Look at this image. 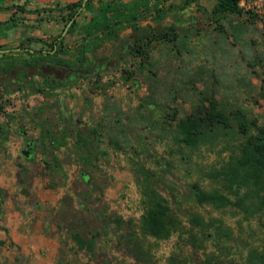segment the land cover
Instances as JSON below:
<instances>
[{
    "label": "rangeland",
    "instance_id": "rangeland-1",
    "mask_svg": "<svg viewBox=\"0 0 264 264\" xmlns=\"http://www.w3.org/2000/svg\"><path fill=\"white\" fill-rule=\"evenodd\" d=\"M161 1L162 19L141 24H172L176 36L152 40L141 55L129 52L134 35L122 26L116 37L99 33L86 76L42 66L54 79L48 88L31 69L25 84L14 69L0 74V264H253L250 251L264 244V207L254 211L255 198L219 175L242 140L235 121L193 149L175 141L173 124L213 96L224 112L264 125V0H239V13L221 15L211 13L215 0ZM78 11L72 35L63 31L64 13L24 14L0 28V52L28 58L26 49L46 50L64 36L57 54L73 60L78 29L92 13ZM144 174L174 218L165 239L140 229L136 178ZM196 186L231 203L198 204ZM13 231L27 233L28 250L11 240ZM72 231L93 234V251L78 250Z\"/></svg>",
    "mask_w": 264,
    "mask_h": 264
},
{
    "label": "trees",
    "instance_id": "trees-1",
    "mask_svg": "<svg viewBox=\"0 0 264 264\" xmlns=\"http://www.w3.org/2000/svg\"><path fill=\"white\" fill-rule=\"evenodd\" d=\"M93 1L85 0L82 4V0H78L57 8L59 12L64 11V25L70 21L65 30V34L69 35H72L76 30L75 18L80 14L79 8L92 12L78 29L80 38L77 43V53L73 60L65 59L57 54L60 51L63 36L59 40L51 42L46 50L29 51L26 49V53L30 55L28 58L13 56L2 50L0 52V74L6 78L8 72L14 69L17 80L20 81V84H25L28 82L26 71L31 69L41 77L45 87L53 88L55 85L53 77L47 76L40 68L42 66L50 67L53 62H62L78 67L86 64L84 70L89 69L91 64L86 63V54L99 47V33L116 37L115 31L122 26L129 27L134 35L133 45L129 52L138 55H141L143 47L152 40L170 41L176 36V28L172 24L161 29L155 28L148 22L141 24V21L146 19L159 21L168 12L161 0H129L126 2L96 0V5L93 4ZM238 2L239 0H215L211 13L213 15L239 13ZM17 8L21 9L18 6ZM39 11L41 10H35L37 13ZM6 24L8 25L7 28L13 27V19L10 17ZM25 40L42 41L35 37H27ZM20 84H17V88L20 87ZM2 85L4 92L12 91L8 88V83H2ZM232 119L235 121L236 130L242 136V140L237 147L238 153L230 155L226 163L220 167L219 175L222 176V180L227 183L229 188H234L237 193L242 190L244 195L255 198L250 206L256 211L260 207H264V125L257 124L254 119L246 120L245 115L239 111L231 114L224 112L213 96H210L206 104L205 102L197 103L191 112L175 121L173 124L175 141L193 149L208 138L210 133L226 135L231 127ZM66 136L64 131L62 139ZM81 140L86 143L87 137H82ZM87 157L91 162L95 158V154L87 155ZM144 171L147 172V170ZM136 183L140 188L141 201L144 205L139 218L141 231L156 239L167 238L174 225V218L170 213L169 206L157 190L150 185L147 174L136 178ZM194 197L198 204H209L215 207L231 203L226 195L217 190H205L198 186L195 187ZM236 200L240 204L243 203L242 196H238ZM114 222L117 225L119 219H115ZM70 238L78 250L93 251L95 244L93 234H89L87 237L80 232L72 231ZM249 257L253 264H264V244L259 250H251ZM82 264L89 263L84 262Z\"/></svg>",
    "mask_w": 264,
    "mask_h": 264
},
{
    "label": "crops",
    "instance_id": "crops-1",
    "mask_svg": "<svg viewBox=\"0 0 264 264\" xmlns=\"http://www.w3.org/2000/svg\"><path fill=\"white\" fill-rule=\"evenodd\" d=\"M78 0H0V28H7L6 22L11 17L14 22V26H16L17 20L21 18L24 14L34 17L41 16L46 11H55L57 13H64V11H57V8L64 6L67 3L75 2ZM83 2V0H82ZM20 7L21 9L17 8ZM35 10H41L38 13ZM43 10V11H42ZM12 28V27H10ZM8 28V29H10ZM14 29V28H13ZM4 40L1 38L0 42ZM15 232H10L11 240L18 243L22 250H28L29 244L27 241V233L21 232L19 236H14ZM3 236H0V239ZM46 243V242H45ZM50 243V242H49Z\"/></svg>",
    "mask_w": 264,
    "mask_h": 264
},
{
    "label": "flooded vegetation",
    "instance_id": "flooded-vegetation-1",
    "mask_svg": "<svg viewBox=\"0 0 264 264\" xmlns=\"http://www.w3.org/2000/svg\"><path fill=\"white\" fill-rule=\"evenodd\" d=\"M51 66H55V67H58L60 69H63L65 71H67L68 73L74 75V76H82V75H85L89 72L90 69H93V68H89V69H82L78 66H75V65H68V64H65V63H62V62H53ZM94 70V69H93ZM82 72L84 74H82ZM47 76H51L50 74H46Z\"/></svg>",
    "mask_w": 264,
    "mask_h": 264
},
{
    "label": "water",
    "instance_id": "water-1",
    "mask_svg": "<svg viewBox=\"0 0 264 264\" xmlns=\"http://www.w3.org/2000/svg\"><path fill=\"white\" fill-rule=\"evenodd\" d=\"M83 2H84V0H83ZM83 2H82V4H83ZM70 23V21L65 25V27H64V30L63 31H65L66 30V28H67V26H68V24ZM82 74H84L83 72H82ZM30 145V142H28L27 144H26V147L27 146H29ZM21 153L24 155V156H27V154L24 152V150L22 149L21 150Z\"/></svg>",
    "mask_w": 264,
    "mask_h": 264
}]
</instances>
